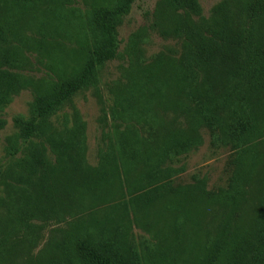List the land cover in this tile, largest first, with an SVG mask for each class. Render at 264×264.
<instances>
[{"label":"trees","instance_id":"16d2710c","mask_svg":"<svg viewBox=\"0 0 264 264\" xmlns=\"http://www.w3.org/2000/svg\"><path fill=\"white\" fill-rule=\"evenodd\" d=\"M68 1L0 0V130L6 105L32 93L0 160V264H264V0H220L208 16L198 0H158L161 35L179 48L146 60L142 34L131 35L127 65L106 85L95 165L78 110L52 116L98 90L135 0L97 1L85 30L76 18L73 49L55 28ZM30 56L46 57L48 73H26ZM205 131L230 152L225 184L175 182L174 162ZM145 216L161 239L139 259L127 236Z\"/></svg>","mask_w":264,"mask_h":264},{"label":"rangeland","instance_id":"374dc122","mask_svg":"<svg viewBox=\"0 0 264 264\" xmlns=\"http://www.w3.org/2000/svg\"><path fill=\"white\" fill-rule=\"evenodd\" d=\"M99 0H69L63 11V18L59 24L55 26L59 34L63 33L58 41H63L68 48L76 47L75 33L80 28H76L79 18L82 27L86 28L88 20L92 18L93 7ZM158 0H135L128 11L122 16L120 25L118 26L119 51L121 57L108 61L98 72L99 85L98 90L93 87L84 89L76 93L70 103L64 105L60 110L52 116L55 124L63 121L65 115L71 118L72 106L77 110L83 121H85V137H86V161L90 165H95L98 156V147L100 145L102 123L100 121L101 106L106 107L109 100L107 92V84L120 75L121 66L127 65L126 49L129 38L133 33L140 32L143 39L140 43L143 49V56L146 60L161 51L168 49L178 50L179 46L172 38H166L161 35V19L154 14L155 4ZM220 0H198L201 12L204 16H208L212 6ZM69 18V22L65 18ZM66 23V24H65ZM32 62V70L25 71L36 77H40L48 73V59L43 56H30ZM32 101V93L29 89H23L15 95L12 101L3 109V117L6 120L5 127L0 130V160L4 155L5 137L15 131L12 118L16 114L27 115L30 102ZM203 144L197 149L190 151L185 155H181L174 162L182 165L184 170L174 176L175 182H191L192 176L198 175L205 177L208 188H216L225 184V178L229 174L228 159L230 152L226 148L214 147L210 142V135L207 131L203 134ZM153 217L145 216L140 220H132L128 230V245L133 255L139 259L145 255H149L153 249L158 250V242L161 239V223L158 225H150ZM63 226V225H62ZM48 227L43 233V240L49 235ZM43 240L33 249L35 253L42 247Z\"/></svg>","mask_w":264,"mask_h":264}]
</instances>
